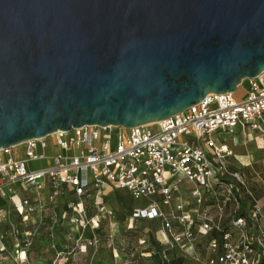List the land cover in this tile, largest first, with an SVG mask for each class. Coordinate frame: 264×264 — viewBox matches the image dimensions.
<instances>
[{
	"label": "water",
	"instance_id": "1",
	"mask_svg": "<svg viewBox=\"0 0 264 264\" xmlns=\"http://www.w3.org/2000/svg\"><path fill=\"white\" fill-rule=\"evenodd\" d=\"M264 72V0H0V149L157 122Z\"/></svg>",
	"mask_w": 264,
	"mask_h": 264
},
{
	"label": "built area",
	"instance_id": "2",
	"mask_svg": "<svg viewBox=\"0 0 264 264\" xmlns=\"http://www.w3.org/2000/svg\"><path fill=\"white\" fill-rule=\"evenodd\" d=\"M262 75L249 78L248 94L242 100H236L234 92L211 93L157 122L131 127L85 125L2 148L0 192L15 193L19 182L21 190L37 193L41 209L45 204L38 195L49 192L46 202L56 206L63 199L80 217H85L87 207L96 209V219L91 220L98 227L102 219L116 215L103 192V185L109 184L135 198H148L145 206L131 210L130 218L159 221L156 237L164 258L172 249H194L199 236L215 231L220 238L209 241L205 264H264V167L257 172L260 194L245 173L228 162L233 151L227 143L238 128L245 135L264 136ZM50 147L62 152L48 154ZM46 159L49 163L41 168L28 166ZM21 204L28 205V198ZM7 211V206H0L1 253L7 251L2 231ZM84 221L79 226L84 227ZM12 232H19L17 226ZM30 244L24 239L14 245L17 264L28 262Z\"/></svg>",
	"mask_w": 264,
	"mask_h": 264
},
{
	"label": "rangeland",
	"instance_id": "3",
	"mask_svg": "<svg viewBox=\"0 0 264 264\" xmlns=\"http://www.w3.org/2000/svg\"><path fill=\"white\" fill-rule=\"evenodd\" d=\"M261 77L264 81V75ZM248 89L249 78L245 79L234 91V98L236 100L246 98ZM112 136L115 138L116 131ZM214 138L216 139L217 135H214ZM204 145L206 150L210 151L208 144ZM15 150L19 152L20 147ZM234 150L237 152L256 151V142L245 145L238 140L234 145ZM60 152H62L60 148L50 147L47 153L55 155ZM48 163V159L45 161H31L28 166L31 169H37ZM263 167L264 149L257 150L255 159L252 161V167H243L253 188L257 191L260 190V187L257 182L259 179L256 171ZM19 185V182L14 185L17 191L13 193V197L16 199L20 198L21 188ZM103 192L106 195L112 194V199L108 197V203L116 211V215L102 219L98 228L91 220V218L96 217V209L87 207L85 217H80L73 213L72 208L64 207L61 200L57 207L51 204L50 201L46 202L50 199L48 197L49 192L43 191L38 195L45 207L42 209L39 207L35 210L37 216L40 211L43 212V216L37 217V249H33L34 255L37 257L51 255L55 258L61 257L63 258L62 264H163L162 252L158 249V243L160 242L156 237L155 229L148 223L127 216L133 207L145 206L149 202L148 198H135L128 190H115L109 184L103 185ZM23 194L30 200L37 201V193ZM3 202H5V199L0 194V204ZM119 202L121 205H126V207H121ZM31 213L33 212L31 211ZM82 218L85 219L84 227L79 226L82 223ZM161 233V231L158 232V237L163 241L164 237ZM41 240L47 243H49V240L50 242L59 240L63 244V250L60 251L62 253L60 255L55 254L51 247L41 245ZM89 241H93V243L90 244ZM207 243L208 237L198 238L194 249H172L165 259L169 260V264H205L209 253L206 247ZM10 251L12 252V250ZM10 251L4 253V257L9 256V259H3L5 264H14V259L9 254ZM196 252L199 253L196 254Z\"/></svg>",
	"mask_w": 264,
	"mask_h": 264
},
{
	"label": "crops",
	"instance_id": "4",
	"mask_svg": "<svg viewBox=\"0 0 264 264\" xmlns=\"http://www.w3.org/2000/svg\"><path fill=\"white\" fill-rule=\"evenodd\" d=\"M238 140L240 141V143L245 144V145H248L251 142H256V151H253V150H248L247 152L235 151L234 145L238 142ZM227 143L233 151V155L228 157V162L231 164L233 168L240 169L244 172L243 167H248V166L252 167V161L255 159V153L257 152V150L264 149V136L258 132H251L245 135L241 131H238L237 133H235V135H233L232 137L228 139ZM20 154L22 155V153ZM32 162H36V161H32ZM261 169L257 170L256 172L260 171ZM115 190H123V189H115ZM23 193L27 194L29 192H25L21 190L20 198L16 199L13 197V193L9 191H7L6 193L7 195L5 196L2 195L0 192L2 198L5 199V202L0 204V206H7V210H8L7 216L2 225V231L4 232L5 239H6L7 251L13 250V247L16 243L21 242L24 239H27L30 241L31 244L27 249L28 262L24 264H62L61 261L63 258L61 257L55 258L52 255L47 256V257H42V256L37 257L34 255L33 249H37V217L38 216L39 218L42 217L43 212L40 211L37 216V211H35L37 210V201L30 200ZM259 193L260 194L263 193V190L261 189V187H260ZM108 197H111L112 199V194H108ZM24 198H28L29 200L28 205L21 204ZM31 211L33 213H31ZM14 226H17V228L19 229L18 233L12 232V228ZM48 242L49 243L45 242L44 240H41L40 244L51 247V250H53L55 254L60 255V253H62L60 251L63 250V244L59 240L52 241V242H50L49 240ZM4 253L5 252H2V253L0 252V263L1 264H5L4 262L6 258L9 259V256L4 257ZM9 254H11L12 256L11 251L9 252ZM13 261H14V264H17L15 260Z\"/></svg>",
	"mask_w": 264,
	"mask_h": 264
},
{
	"label": "trees",
	"instance_id": "5",
	"mask_svg": "<svg viewBox=\"0 0 264 264\" xmlns=\"http://www.w3.org/2000/svg\"><path fill=\"white\" fill-rule=\"evenodd\" d=\"M59 204H60V200L58 201V203H57V205H56V207L57 206H59ZM61 204H63V206L64 207H67L66 206V204H65V202H64V200H61ZM119 205L121 206V207H126V205H121V203L119 202ZM134 208V207H133ZM132 208V209H133ZM130 213H131V211H130ZM130 213H128L127 214V216L130 218L131 216H130ZM134 220H137V221H140V222H145V223H148L150 226H152V228H154L155 229V231L157 232V230H158V228H159V221H156V220H145V219H134ZM99 227V226H98ZM97 227V228H98ZM220 235H219V233H217V232H212V233H210V234H208V235H205V236H199L198 238H201V237H208V243H209V241L212 239V238H220L219 237ZM197 238V239H198ZM208 243H207V246H208ZM206 246V247H207ZM158 249H159V251L160 252H162V244L161 243H158ZM199 253V252H198ZM162 254V253H161ZM168 254H169V252H168ZM162 256V261H163V264H169V260H167V259H165L164 257H163V255H161Z\"/></svg>",
	"mask_w": 264,
	"mask_h": 264
}]
</instances>
